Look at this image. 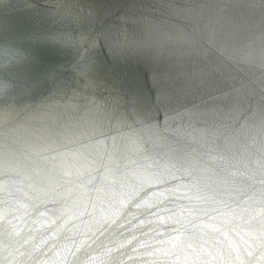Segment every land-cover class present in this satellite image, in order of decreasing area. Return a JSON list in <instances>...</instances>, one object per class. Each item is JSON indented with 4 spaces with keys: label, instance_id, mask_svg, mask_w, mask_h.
Here are the masks:
<instances>
[{
    "label": "clouds",
    "instance_id": "obj_1",
    "mask_svg": "<svg viewBox=\"0 0 264 264\" xmlns=\"http://www.w3.org/2000/svg\"><path fill=\"white\" fill-rule=\"evenodd\" d=\"M0 264H264V0H0Z\"/></svg>",
    "mask_w": 264,
    "mask_h": 264
}]
</instances>
